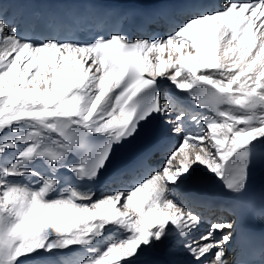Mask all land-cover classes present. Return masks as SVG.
Listing matches in <instances>:
<instances>
[{
	"label": "snow or ice",
	"instance_id": "snow-or-ice-1",
	"mask_svg": "<svg viewBox=\"0 0 264 264\" xmlns=\"http://www.w3.org/2000/svg\"><path fill=\"white\" fill-rule=\"evenodd\" d=\"M14 3L0 264H264V205L212 219L186 188L203 170L239 200L264 171V0H74L23 21Z\"/></svg>",
	"mask_w": 264,
	"mask_h": 264
},
{
	"label": "bare ground",
	"instance_id": "bare-ground-1",
	"mask_svg": "<svg viewBox=\"0 0 264 264\" xmlns=\"http://www.w3.org/2000/svg\"><path fill=\"white\" fill-rule=\"evenodd\" d=\"M257 36H259V33H257ZM161 56L163 59L167 60L168 59V51L165 50V52L162 53ZM168 71H171V70L169 69ZM209 175L210 174H207L203 170H198L194 174L193 180L189 184L211 186V185H214V184L219 182V181H216L214 179L210 180L208 178ZM255 181H261V183L258 187V191H259L258 194L260 195L261 193H264V171L257 170L255 173H253L250 184L252 182H255ZM152 259L161 260V259H164V257L161 255H156V256L152 257Z\"/></svg>",
	"mask_w": 264,
	"mask_h": 264
}]
</instances>
